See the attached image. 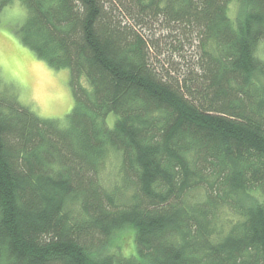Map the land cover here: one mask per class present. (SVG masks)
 <instances>
[{"label": "trees", "instance_id": "1", "mask_svg": "<svg viewBox=\"0 0 264 264\" xmlns=\"http://www.w3.org/2000/svg\"><path fill=\"white\" fill-rule=\"evenodd\" d=\"M20 1L73 106L0 88V264H264V0Z\"/></svg>", "mask_w": 264, "mask_h": 264}, {"label": "rangeland", "instance_id": "2", "mask_svg": "<svg viewBox=\"0 0 264 264\" xmlns=\"http://www.w3.org/2000/svg\"><path fill=\"white\" fill-rule=\"evenodd\" d=\"M24 16L25 8L20 0H13L0 10V88L14 94L37 115L62 120L73 106L69 70L48 66L20 43L14 28L22 23ZM80 81L86 85L83 78ZM111 120L112 115L109 124ZM110 169L108 163L101 176ZM131 238L129 230L117 236V243L126 253L134 251Z\"/></svg>", "mask_w": 264, "mask_h": 264}]
</instances>
